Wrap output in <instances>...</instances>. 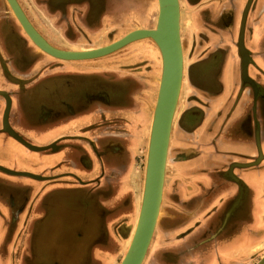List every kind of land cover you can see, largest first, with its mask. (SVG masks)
Segmentation results:
<instances>
[{
    "label": "crops",
    "instance_id": "0c3cea01",
    "mask_svg": "<svg viewBox=\"0 0 264 264\" xmlns=\"http://www.w3.org/2000/svg\"><path fill=\"white\" fill-rule=\"evenodd\" d=\"M17 1L33 26L54 47L72 51L91 48L81 37L86 33L82 30L85 31L88 26L89 10L93 9L89 0ZM185 2L190 12L189 35L204 38L202 42L193 44L189 64L206 60L205 67L209 71L208 78L201 83H194L188 77V100L178 124L172 127L168 161L175 164L180 176L174 188L179 198H193L200 191L198 196L207 197L201 205L207 203L209 207L214 196L220 197L212 208L220 207L222 213L226 212L229 201L237 197L241 189L227 175L228 167L235 166L236 178L245 189L243 197L231 211V218L219 233L218 239L222 241L219 247L222 249L237 236H247V228L259 217L263 224L260 230L264 231V174L257 173L255 185L237 175L239 170L246 169L237 164L252 163L259 158L257 165L264 162V0H252L244 29V46L251 59L247 67L250 82L243 80L242 57L238 47L240 26L248 0ZM31 6L56 27L50 25L44 28L46 31L43 33L30 15L29 10L33 11ZM206 9L208 12L204 16L202 13ZM96 10L91 12L95 13ZM0 13L7 23L5 28L0 25V51L6 59L14 60L16 64H26L20 53H25L27 49L30 56L39 58L27 60H33L31 64L37 62L39 79L55 77L59 73L63 76L79 73L77 70L81 63L71 65L67 62L72 61H66L63 62L64 67L58 70V63L50 60L49 56H46L47 61L44 56H39L41 54L37 47L23 30L15 28L17 20L8 12L6 2L2 0ZM84 22L85 26L81 25ZM54 40L60 44H55ZM47 87L51 94L53 89L56 90L55 85ZM16 99L11 110V125L25 135L22 117L26 115L27 104L33 100ZM42 99L47 102L49 97L43 95ZM1 103L0 100V111ZM23 106L26 107L24 111ZM121 113L122 110L118 112L119 115ZM50 116L51 113L44 116L47 122L42 127L44 134L35 144L45 147L56 143V150L31 151L0 128V264H113L119 247L129 234L128 214L138 200L132 199L135 195H141L143 189L144 173L140 176L129 171L133 167L137 149L141 147L138 127L131 132L115 129L116 133L109 127L110 131L94 135L92 145L97 138L100 144L93 146L91 153L78 145L80 122H70L76 116L64 120L62 125L57 120H48ZM86 117L89 118V115ZM103 138L104 141L101 140ZM97 147L100 162L94 154ZM17 149L24 150L19 163L12 156ZM47 151L52 153L46 155L47 158L42 157V153ZM29 152L41 153V156H32L31 159L26 155ZM84 157L83 162L88 163V169L80 174L76 168L81 165L80 158ZM90 157L93 159L91 167ZM262 167L264 169V164ZM13 172L32 176H18ZM68 175L92 180L95 187L74 183L66 177ZM66 178L69 181H65ZM63 192L70 194L66 196ZM182 205L178 204L180 207ZM49 220L51 225H48ZM213 225H210V230ZM220 225L218 221L214 232ZM226 251L222 250L219 260L224 255L229 256L230 252ZM238 253L234 252L230 259H235ZM209 258V264H218V258Z\"/></svg>",
    "mask_w": 264,
    "mask_h": 264
},
{
    "label": "rangeland",
    "instance_id": "374dc122",
    "mask_svg": "<svg viewBox=\"0 0 264 264\" xmlns=\"http://www.w3.org/2000/svg\"><path fill=\"white\" fill-rule=\"evenodd\" d=\"M2 1L6 2L5 0ZM102 2L103 3L100 5L102 9L97 8L98 6L94 7L93 9L97 8L95 13L91 12L93 9L89 10L90 12L88 15H90V19L86 22L88 26L85 27L86 28L85 31L82 30L84 33L85 32L86 33L85 34L82 33L84 34V36L81 37H83L82 39L86 43H89V46L91 47L90 49L108 45L120 39L121 37L126 35V33H129L134 29H139V28L147 29V28H152L155 25V21L157 17L156 0H105ZM31 8L33 9V11L29 10L30 15L32 16V19L36 24V26L39 27V29L43 33H45L46 31V29L44 28H47L50 25L54 26L52 22L51 24L49 21H47L44 18V15L41 12L37 11L32 6ZM180 8H181V37H182V45L184 51L185 73H184V80L182 83V89L176 109V114L173 122L174 126L178 124L183 106L188 100L187 93L189 91V86H190L189 84L190 80L188 77L190 76L191 81L194 83H199V82L201 83L205 81L206 78H208L207 74L209 71V69L205 67L206 60L194 61V63L189 64L192 59L191 52H192L193 44H196L197 42H196V37H191L189 35L190 32H188L191 29V25L188 26L189 23L188 19L190 17V12H189V6L186 4L185 0H180ZM207 12L208 11L206 9L202 14H204L205 16ZM63 23L67 24L66 22ZM18 24H19L18 21H15L14 26L16 29L20 31L22 28ZM81 25L85 26V22L82 23ZM79 33H81V31H79ZM53 42L57 45L60 44L59 41L56 40H54ZM82 45L83 43L80 44V46ZM66 47H68V45H66ZM74 51H79V50H74ZM20 54L22 61L26 62V64L31 63L33 60L39 59L36 56L31 57L30 52L27 49L25 53L22 52ZM39 54H41L39 56L45 57V61L48 60L46 56L49 55L42 52H39ZM143 54H146L147 57H145V55ZM49 57L50 60H54V62L56 63L59 62L57 61L59 59H55L51 56ZM31 58L33 59L32 61H27ZM67 63L71 65H76V64L80 65L79 63L82 64L80 69L77 70L79 73H76L75 78L80 79L82 81L83 84L82 88L84 87V90L88 94L90 93L92 94L94 91L92 90L91 85H87L88 82H86V79L87 81L89 80L90 82L101 81L102 83H104L106 82L105 80H107L108 82L111 80V78L114 79L115 76L119 77L123 75V73H125L124 70H126L127 68L130 72V77L133 78L135 82H137L138 84L140 83V86L138 84H135L133 86V90L132 89L129 90L130 91L128 94L129 97L128 99H126V102L125 104L122 105V107L121 105H119L118 107L115 106L113 108V109L116 108V110L117 109L122 110L121 115L118 114L119 111L117 110V112H115L111 116H108L106 115V112L104 111L105 108L103 107L105 104L94 105L93 108H91L88 111L94 110L96 116L92 117L91 115V117L89 118L87 117L82 118L79 121L80 122L79 130L81 132V130L84 129L83 128L84 126L89 125L88 122H92L90 124L96 126L97 130L91 131L88 134V136L94 137V135L96 134L99 135L104 133L105 130L110 131L111 128H113L114 129L113 132L116 133L115 129H118L119 131L130 130L131 132L132 130H136V127H138L141 136V140H139V144H141L140 145L141 147L139 149L136 148L137 153L134 156L133 167L129 171H131V173H139L140 176H143V173H145L146 156H147L151 121L153 116V109L157 97V88L161 73V57L156 45L150 39H141L132 42L124 46L123 48L101 58L87 60V61L85 60L72 61ZM133 64L135 65L137 64V67L140 66L139 70L138 69L135 70L137 67L136 68L131 67ZM5 77L8 80H12V81L14 79V76L10 75L8 72H6ZM84 83L86 85H84ZM101 111L103 112L101 113ZM104 116H106V119H104L105 118ZM106 132L109 133L108 131ZM48 137L49 136H47L43 142H45ZM101 140L104 141L105 139L103 138ZM114 140L117 139L114 138ZM96 141L100 142V139L97 138ZM99 142L98 145L100 144ZM92 150L94 151L93 148ZM23 151H24L23 149H17L16 150L17 153L12 154V156L17 159V162L22 161L21 157L24 154ZM98 151L99 150L97 147L95 149L94 154L100 162L101 156L99 157ZM51 153L52 152L50 151H47V153L45 152V154L42 153L43 154L42 157H45L46 155H50ZM26 155L28 158L32 159V156L38 155L40 157L41 153L37 154V153L29 152ZM45 158H47V156ZM80 159H81L80 161L81 165L78 168H80L84 163V162L82 163L83 159L82 158ZM263 164L264 162L261 165L246 168L244 170H239L237 175H239L241 178L247 179V181H252V183L255 185V179L258 176L257 173L264 174V169L262 167ZM22 168L25 169L26 167H22ZM212 172L214 173V171ZM76 177L77 179H79L77 180L78 181L77 183L95 187L93 185L95 184L94 181L92 180L89 181L88 179H81L80 177L78 178V176ZM178 179H180V176H178L177 168L175 164H173L169 160L166 165L164 194H163V201L161 204V214L158 219V223L143 264H170V261L166 259H168L169 257L171 258L172 251L176 247L174 244L178 245V242L185 236L184 234L188 230H191L192 226H195V223L203 222L204 215L212 214L213 211L216 210V206L212 208V205H214L219 201L220 199L219 197L217 198L214 196L212 201L210 202L211 206L209 207H207L206 205L207 203L205 205H201L202 202L200 201L202 197L198 196L201 194L200 191L196 197L194 196L193 198H190L188 196L187 198H185L182 196L179 198L178 194L175 192L174 189L176 184L175 182ZM64 180L69 181V179L67 180V178ZM64 194L68 196L70 193L65 192ZM141 197H142V191H141V195L139 194L137 197L135 195L132 199V200L134 199L135 200L138 199V200L135 202L136 204L133 208V211L128 214V225L130 227L129 234L126 240L123 242V244L119 247V252L117 256L114 258L113 264H120L121 260L123 259V256L125 255L128 249L133 233L132 230L135 227L134 225L136 224V219L139 214ZM237 197L231 198V200L229 201V208L226 210V212L224 211L222 213L223 216L221 220V225L225 215L228 213L229 209H231V206L235 202ZM179 203L183 205L180 207L178 206ZM197 205H201L200 206L201 208H198L193 213L188 212L187 207L194 208V206ZM230 215L231 212L229 214V217ZM179 216H181L182 219L179 218ZM229 217L228 220L231 218ZM177 218H179L180 220H177ZM228 220L226 223H228ZM48 225H51L50 220L48 221ZM261 226L263 227V224L261 223L259 217L258 221H255L253 224L249 226V228H247L249 230L247 236H243V235L237 236L233 240V242H229L225 244L222 249H220L221 246L219 247V243L220 242L222 243V241H217L219 240L217 239L219 234L213 238L212 236L216 232H214V230L212 229L209 230L208 235L206 236L207 238L201 242L200 246H203L204 244H209L217 239L214 243L215 245L218 246V253L221 254L222 250H227L228 252H230L229 256L224 255L222 256L221 260H219L218 258L217 260L218 264H257V262L264 256V231L260 230ZM62 231L63 229H61V232ZM158 235H160L159 237V239L161 238L160 240H157ZM256 243L259 245H257ZM45 246L48 248L47 243L45 244ZM180 246L181 245H178V247ZM199 250L200 249L197 248V251ZM237 251H239L240 253H238L237 256H235V259L233 260L230 259L233 258L234 252L236 253ZM159 252L161 255L165 254L163 257L160 258V263L158 262L159 260L156 259ZM208 258L209 257L207 258L205 257L204 261H202V264H209V261L211 260L210 258L209 259ZM175 261L174 262L171 261V262H173L174 264H196V260L193 259V257H190V255H186V254H179L178 260ZM212 261L215 262L214 259ZM17 263L18 262H11L10 264H17Z\"/></svg>",
    "mask_w": 264,
    "mask_h": 264
},
{
    "label": "water",
    "instance_id": "95a60500",
    "mask_svg": "<svg viewBox=\"0 0 264 264\" xmlns=\"http://www.w3.org/2000/svg\"><path fill=\"white\" fill-rule=\"evenodd\" d=\"M5 1L20 27L29 40L37 47L38 51L55 59L64 61L93 60L109 55L141 39H150L158 48L161 57V74L150 127L144 189L135 229L128 249L120 262V264H143L161 214L160 210L163 201L172 126L184 76L180 0H156L157 17L154 27L135 29L108 45L80 51L62 50L54 47L33 26L17 0ZM251 3L252 0H248L244 9L238 38V47L242 57V76L243 80L249 82L251 80L247 74V67L251 59L248 50L244 46V29ZM0 95L5 96L7 100L3 122V129L6 133L17 139L31 151L56 150V143L45 147L34 146L25 142L18 134L12 131L7 121L10 110V99L6 96V92L0 91ZM257 143L259 144V142ZM259 157L262 158L260 151ZM259 159L252 163L237 164V166L240 168H250L256 166L260 162ZM13 174L32 176L31 174L17 172H13ZM227 175H229V170L227 171ZM236 182L241 187L236 201L239 202L244 195L243 191L245 188L240 180H236ZM229 212L225 215L221 227L212 236L213 238L225 227ZM257 264H264V256Z\"/></svg>",
    "mask_w": 264,
    "mask_h": 264
},
{
    "label": "flooded vegetation",
    "instance_id": "af4514ba",
    "mask_svg": "<svg viewBox=\"0 0 264 264\" xmlns=\"http://www.w3.org/2000/svg\"><path fill=\"white\" fill-rule=\"evenodd\" d=\"M102 1H105V0H89L90 7L94 8L98 6L97 8L101 9L102 7H100V5L103 3ZM7 9H8V12L12 16H14L12 12L10 11L8 5H7ZM6 24L7 23L2 18V13H0V25L4 26L5 28ZM202 39L204 38L197 37L196 42L200 43L202 42ZM57 61L59 62L57 65L58 67L56 68L60 70L65 65V63L63 62H66V61H62V60H57ZM30 64L31 63L22 64L20 62L16 64L14 60L6 59L0 51V91L6 92V96H8L10 99V110L7 116L8 124L11 126L14 132L18 134L25 142L30 143L34 146L36 145L35 142H38V139H40L42 137V134H44L42 127L44 126V124L47 123L46 120H44L46 118L44 116H48V114L51 113V116H50L51 118H49L48 120L52 122H55L57 120V123H59L60 125L64 124L63 122L64 120H70L71 118L75 116L76 118L71 119L70 122H73L75 120L80 121L82 118L86 117L87 115H89V117H91V115L92 117L96 116V113L94 110H91V111H88V110H90L91 108H93L94 105H97V104L98 105L105 104L103 106L105 108L104 111L106 112V115L111 116L112 114L117 112V110L119 112L121 111L120 109L116 110V108L115 109L113 108L115 106L118 107L119 105H121L122 107V105L125 104L126 99H128L129 97L128 95L130 92L129 90L131 89L133 90V86L135 84H138L137 82H135L133 78L130 77V72L127 68L126 70H124L125 73H123V75L119 77L115 76L114 79L111 78V80L108 82L107 80H105L106 82L104 83H102L101 81L90 82L89 80L87 81L86 79V82H88L87 85H91L92 90L94 91L92 94L91 93L88 94L84 90V87L82 88V85H83L82 81L80 79L75 78L76 77L75 75L74 76H70V75L63 76L61 73H59L55 77H50V78L44 77V78L39 79V76H37V73H36V70H38L37 65H36L37 62L35 61L33 64L31 65ZM131 67L136 68L137 64L136 65L133 64ZM139 68L140 66H138L135 70L137 69L139 70ZM6 72H8L12 76L15 75L13 81L8 80L5 77ZM16 72H18L19 74ZM142 84H141V87H142ZM54 85L56 86V90L53 89L52 91L53 93L51 94L49 93L50 89L47 86H54ZM84 85L86 84L84 83ZM138 85L140 86V83ZM43 95H47V97H49L47 102H43V99H42ZM17 97H19L20 100L24 98H27L28 100H31V99L33 100L31 103L27 104V108L23 106V111H24V108H26V110L24 111L26 115L25 116L23 115L22 117L24 118L23 122L25 121V126H24L25 135L23 132H20L16 130L15 128H13L11 125V114H12L11 110L13 108V104L17 100L16 99ZM0 100L2 102L1 111H0L1 113L0 128L2 130L7 100H6V97L2 95H0ZM102 112L103 111H101V113ZM104 117H105L104 119H106V116ZM83 128L84 129H82L80 132L81 134L79 135V139H77L78 145L80 146L82 150L89 149V151L91 152L92 147L93 146L96 147L99 141H96V143H93L92 145L91 141L93 139L92 138L93 136L88 137L87 135L91 131L97 130V127L94 126L93 124H89L88 126H84ZM1 133L6 135L4 131H1ZM10 138L15 140V138L12 136ZM70 140L73 141V139H70ZM15 141L19 145L21 144L22 146H24L17 139ZM82 159H83L82 160V163H83V161L85 160V157ZM92 161L93 159L92 157H90L89 167H91ZM81 167L76 168L78 169L80 174H82V172L87 171L88 163L84 162ZM66 177L71 178L72 181H74L75 183H77L78 182L77 180H79L77 179L76 176L68 175ZM206 198H207L206 196H203L200 202H202ZM200 206L201 205H197V206H194V208L187 207L188 208L187 210L189 213H193L198 208H201ZM219 208L220 207L214 210L212 214L204 215L203 222L195 223V226H192L191 230H188L184 234L185 236L178 242V245H181L180 247H178L177 244H174L177 248L175 247L173 249L171 258L169 257L167 259L170 261V264H174L173 262L175 260H178L179 254L190 255V257H193V259L196 260V264H202V261H204L205 257L207 258L211 256V257L218 258V255L220 256V254L218 253V246L215 245L214 243L218 238L209 244H204L203 246H200L201 242L207 238L206 236L208 235V232L210 230V225L215 224L213 225V229H214V227H216V225L218 224V221H220V224H221L223 214L221 211H219ZM179 218H181V216H179ZM179 218H177V220H180ZM197 248L200 250L197 251ZM164 255L165 254L161 255L160 252L158 253L156 259L159 260L158 261L159 263H160V258L163 257Z\"/></svg>",
    "mask_w": 264,
    "mask_h": 264
},
{
    "label": "bare ground",
    "instance_id": "6f19581e",
    "mask_svg": "<svg viewBox=\"0 0 264 264\" xmlns=\"http://www.w3.org/2000/svg\"><path fill=\"white\" fill-rule=\"evenodd\" d=\"M183 53H184V51H183ZM184 57V56H183ZM183 69H184V72L183 73H185V60H184V58H183ZM161 74V73H160ZM183 80H184V76H183ZM157 90H158V88H157ZM152 122V121H151ZM174 122V121H173ZM173 127V126H172ZM169 148H170V145H169ZM168 159H169V151H168ZM168 159H167V162H168ZM234 165L233 166H229L228 168V170H229V175L228 176H230L231 178H233L234 179V181H236V180H238L239 181V179H237L236 178V174L234 173ZM144 176H145V173H144ZM232 179V180H233ZM143 189H144V184H143ZM142 194H143V190H142ZM242 196V195H241ZM142 198V197H141ZM242 198V197H241ZM237 201V199L235 200V202H234V204H233V206H232V209L234 210L235 208H236V205H237V203L238 202H236ZM240 201V200H239ZM232 209H231V211H232ZM161 211V210H160ZM137 220V219H136ZM136 225V224H135ZM134 225V226H135ZM134 229H135V227H134ZM134 229L132 230V232H134ZM132 235H133V233H132ZM159 237H160V235H158V237H157V240H160L159 239ZM131 241V240H130ZM167 260V259H166Z\"/></svg>",
    "mask_w": 264,
    "mask_h": 264
}]
</instances>
